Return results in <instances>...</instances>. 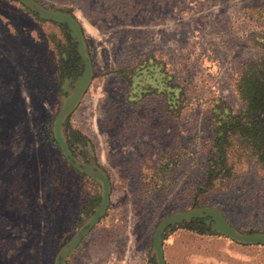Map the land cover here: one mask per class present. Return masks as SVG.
Returning <instances> with one entry per match:
<instances>
[{
	"label": "rangeland",
	"instance_id": "rangeland-1",
	"mask_svg": "<svg viewBox=\"0 0 264 264\" xmlns=\"http://www.w3.org/2000/svg\"><path fill=\"white\" fill-rule=\"evenodd\" d=\"M36 1L94 78L61 98L64 32L0 0V264H264V175L210 122L264 57V0Z\"/></svg>",
	"mask_w": 264,
	"mask_h": 264
},
{
	"label": "trees",
	"instance_id": "trees-1",
	"mask_svg": "<svg viewBox=\"0 0 264 264\" xmlns=\"http://www.w3.org/2000/svg\"><path fill=\"white\" fill-rule=\"evenodd\" d=\"M10 1L20 3L38 20L57 24L64 32L67 46L60 51L58 75L61 98H67L87 73L90 72V79L94 78L83 28L70 10L45 8L36 0ZM142 74L141 72L140 75ZM236 90L241 102L239 110L220 102L213 108L210 122L214 154L223 163L232 147L241 148L248 152L250 158L255 159L264 175V57L245 65L240 72ZM69 140L71 142L68 144L72 145L75 139L71 137ZM87 147V142L83 139L79 154L69 151V163L73 167L76 168L75 160L78 156L87 161L81 165L82 168L89 165L91 160L87 156Z\"/></svg>",
	"mask_w": 264,
	"mask_h": 264
}]
</instances>
